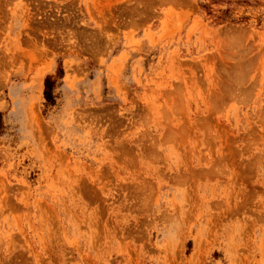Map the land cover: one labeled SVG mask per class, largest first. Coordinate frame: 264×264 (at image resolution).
Instances as JSON below:
<instances>
[{
	"label": "rangeland",
	"instance_id": "1",
	"mask_svg": "<svg viewBox=\"0 0 264 264\" xmlns=\"http://www.w3.org/2000/svg\"><path fill=\"white\" fill-rule=\"evenodd\" d=\"M0 264H264V0H0Z\"/></svg>",
	"mask_w": 264,
	"mask_h": 264
},
{
	"label": "trees",
	"instance_id": "2",
	"mask_svg": "<svg viewBox=\"0 0 264 264\" xmlns=\"http://www.w3.org/2000/svg\"><path fill=\"white\" fill-rule=\"evenodd\" d=\"M51 85L52 81H50L49 76H45L43 81V96L47 102L52 101Z\"/></svg>",
	"mask_w": 264,
	"mask_h": 264
}]
</instances>
